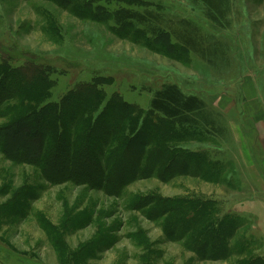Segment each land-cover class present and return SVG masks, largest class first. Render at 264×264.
I'll use <instances>...</instances> for the list:
<instances>
[{
  "label": "rangeland",
  "instance_id": "rangeland-1",
  "mask_svg": "<svg viewBox=\"0 0 264 264\" xmlns=\"http://www.w3.org/2000/svg\"><path fill=\"white\" fill-rule=\"evenodd\" d=\"M0 63L19 73L0 76V264H264V0H0ZM87 83L89 158L119 143L129 169L157 173L117 192L107 151L102 173L81 162L88 182L54 183L46 155L4 146L34 144L19 116ZM156 98L173 119L133 114ZM168 127L166 176L153 151ZM139 129L156 139L145 156V133L126 141ZM62 161L77 166L71 150Z\"/></svg>",
  "mask_w": 264,
  "mask_h": 264
},
{
  "label": "trees",
  "instance_id": "trees-1",
  "mask_svg": "<svg viewBox=\"0 0 264 264\" xmlns=\"http://www.w3.org/2000/svg\"><path fill=\"white\" fill-rule=\"evenodd\" d=\"M9 75L11 77H18V71L16 72L15 70H11V68L8 67L6 64H1L0 63V76L2 75ZM39 83L41 81V76H33L31 79H25V81H20L18 82L19 84H24L27 85L29 81ZM42 82V81H41ZM43 86H39L41 88ZM80 91L77 93L73 92L72 95L67 99L70 100V102L67 104L69 106H65L64 108H61V110H57L54 108V106L51 107H43L40 109L38 112H34L31 115L27 116H19L18 123L24 124L27 128V132L29 130H35L36 132L31 133V135L34 136V144H30V140L28 136L25 135H20L19 137L21 138L18 142V140H15V138L12 140V143L8 140L5 142L4 146H8V148L11 150L13 156L16 158H24L27 161H33L41 159L46 155L47 157H44L45 164H47V178L51 182L54 183H61L63 181H78V178H85L86 182H88V177L85 172H77V169H80L81 162H84V165H89L91 164L94 167H99L101 169V173L104 171L103 164L101 162L103 161L104 157L107 155V151H109V154L111 155V158L113 159L111 164L114 165L116 164L117 160H120V163L116 164L117 167L122 171L121 173V178L120 181L117 182V192L122 191L128 184L133 182L134 180L138 178H142L143 176H152L157 171L155 168H147L145 171H141L140 167L134 169H129L132 166L128 164V160H124L123 154L121 153L122 151L124 152L125 146L116 143L115 146L113 147L112 150H106L105 152V146L103 149H101L100 155H98V159L96 158V161L91 160L90 157V146L89 143L92 140L93 136V131L91 125L86 126L85 124L83 126H80V120L82 119V113L86 109L88 111L89 105H90V100H94L96 92H99V90L96 91V86L93 84H83L80 86ZM14 92V91H13ZM95 92V93H94ZM176 93V92H174ZM116 97H112V99L108 103L109 109H112L113 112L116 111V107L118 105L119 100H115ZM76 99V101H75ZM170 99V97H168ZM73 100L75 102H73ZM157 98L152 101V105L149 109V111L142 110L140 112H133V114L136 113V116H142L148 117L150 115H154V113H162L166 117L163 118V120L167 119H173L172 115L170 113H175L177 109L175 108H170L169 106H161L156 102ZM27 106V104H26ZM124 108V106H123ZM181 108L184 110H188L187 104L183 105ZM156 111V112H155ZM155 118V117H151ZM98 120V118H96ZM123 120V119H122ZM154 120V119H152ZM117 123V121H116ZM120 123V122H118ZM115 123L114 126L107 124L106 129L112 130L111 138L109 141L110 143L113 141V136L115 132ZM171 127V126H170ZM142 129L138 130V133L128 135L126 137L127 143L134 142V140H138L142 135L145 133L143 138H145L144 142L142 143V150L143 156H145L147 152V147L151 145H155V140L151 139L153 135L151 134L150 129L146 130L145 132H141ZM165 133L160 135V139L162 140V145L161 148L153 151V157L158 153L159 160H165L163 163L165 168H164V174L166 176L169 175V169H167V163L169 160H171L172 154H175L177 151L176 149L171 148L170 144L173 140L175 139L176 133L174 129L172 128H167L165 129ZM18 135V134H16ZM18 136H16L17 139ZM147 137V138H146ZM159 138V136H158ZM100 139V138H97ZM142 139V138H141ZM77 141V142H76ZM148 141V142H147ZM104 143V141H103ZM108 149V148H107ZM72 151V156L77 162V166H68L65 164L66 168L68 171L64 172L63 169V161H62V155L66 154L68 151ZM105 152V153H104ZM123 157V158H122ZM122 158V159H121ZM144 158V157H143ZM142 158V160H143ZM83 160V161H82ZM163 160V161H164ZM173 160V159H172ZM96 162V163H95ZM169 164V163H168ZM123 165V168H121ZM71 168V169H69ZM66 169V170H67ZM171 171V169H170ZM81 176H78L80 175ZM84 176V177H83ZM80 183H85V181H81Z\"/></svg>",
  "mask_w": 264,
  "mask_h": 264
}]
</instances>
